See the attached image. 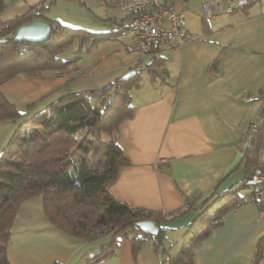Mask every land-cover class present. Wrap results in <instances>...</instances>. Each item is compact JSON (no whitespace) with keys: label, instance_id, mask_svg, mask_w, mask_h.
<instances>
[{"label":"crops","instance_id":"0c3cea01","mask_svg":"<svg viewBox=\"0 0 264 264\" xmlns=\"http://www.w3.org/2000/svg\"><path fill=\"white\" fill-rule=\"evenodd\" d=\"M129 1L0 0L2 22L42 8L43 18L72 27L121 29L116 39L99 43L66 74L8 79L0 88L4 96L17 108L42 111L64 95L84 92L76 89L84 85L71 87L76 80L96 77L104 86L149 63L150 56L134 50L135 35L125 28L130 15L124 5ZM241 1L169 0L184 13L186 30L194 39L161 52L165 75L157 87L155 80L131 92L133 114L114 133L130 164L120 168L108 188L113 198L132 209L165 218L160 224L167 229L165 238L157 251L156 237L130 233L102 264H165L174 235L195 228V236L206 229L198 215L208 198L220 196V210L249 194L241 185L250 174L244 158L249 128L264 107V0L249 8L239 6ZM205 4L211 6L209 15ZM82 14L87 19L82 20ZM12 124L0 121V141ZM40 208V197L22 205L7 247L10 264H76L86 252L110 242L77 240L41 226L42 221L28 226L44 216ZM137 235L144 240L134 251ZM263 238L264 209L239 203L196 250L193 264H264V246L255 263Z\"/></svg>","mask_w":264,"mask_h":264},{"label":"trees","instance_id":"16d2710c","mask_svg":"<svg viewBox=\"0 0 264 264\" xmlns=\"http://www.w3.org/2000/svg\"><path fill=\"white\" fill-rule=\"evenodd\" d=\"M257 1L242 0L239 6L249 8ZM1 11L0 4V13ZM42 12V8H32L10 21L0 20V88L4 82L18 74L34 77L50 72L58 76L66 74L73 64L99 43L114 40L121 34V29L93 32L86 28L61 24L57 20L43 18ZM39 18L47 20L52 28L47 40L30 43L13 39L20 26ZM128 22L130 23V18ZM129 23L125 27L128 30ZM75 43L78 44L77 52L69 59H63L62 53ZM149 56V63L138 69L136 75L130 79L123 81L118 78L96 90L64 95L56 103L18 125L0 151V264H10L7 247L14 223L22 205L36 196L41 198V209L46 219L71 238L92 241L98 239L92 233L95 229L93 227H114L111 233L104 232L101 235H111L108 244L86 252L76 264L105 262L115 253L124 237L130 233L139 234L133 229V224L137 221L154 219L159 225L165 221L159 215H145L143 210L132 209L108 192L120 168L130 164L115 140L114 133L133 114L131 92L141 87L146 75L151 82L156 78L163 79L165 75V58L161 52L152 48ZM91 95L101 96L102 105L92 106L87 100ZM23 116L0 89V121H15ZM27 125L38 129L25 134L24 128ZM103 132H108L111 136L103 142L104 159L97 162L95 168L89 167V158L75 160L71 156L73 151H66L69 146L78 147L74 140L84 139L89 133L94 136ZM263 137L264 126L246 143L244 158L246 165L250 167L248 177L258 164ZM81 148L87 156L89 148L86 145ZM241 187H245L244 183ZM250 194L249 192L248 195ZM212 199H207L198 215V221L206 229L196 233L190 243H185L179 255L169 258L170 264H193L196 250L212 229L223 222L225 215L240 203L242 197L225 204L215 214L212 211L221 197ZM263 209L264 200L259 207V210ZM166 230L160 227L156 236V249L160 248ZM143 240L136 236L133 240L134 251H137ZM263 246L264 238L257 248L255 263L263 255Z\"/></svg>","mask_w":264,"mask_h":264},{"label":"built area","instance_id":"2783aa9c","mask_svg":"<svg viewBox=\"0 0 264 264\" xmlns=\"http://www.w3.org/2000/svg\"><path fill=\"white\" fill-rule=\"evenodd\" d=\"M124 8L130 15L129 30L135 35L134 50L144 56H149L152 48L162 52L166 48L194 39V36L186 30L184 13L177 11L169 0H131L124 5ZM203 10L206 14H211L209 4H205ZM263 126L264 107L249 128L250 139ZM244 185L251 194L243 197L240 203H252L260 207L261 201L264 200V137L259 148L258 164L245 180ZM143 212L145 215L151 213L147 210ZM104 232L112 231L107 230L105 226L92 231L96 237H100Z\"/></svg>","mask_w":264,"mask_h":264},{"label":"rangeland","instance_id":"374dc122","mask_svg":"<svg viewBox=\"0 0 264 264\" xmlns=\"http://www.w3.org/2000/svg\"><path fill=\"white\" fill-rule=\"evenodd\" d=\"M256 6L259 7V4L256 5ZM82 15H84V18L80 17V18H82V20L87 19L85 14H82ZM0 31H1V28H0ZM75 49L76 50L78 49V48H76L75 45H72L71 47H69L64 52V55H63L62 58L72 57V55L75 53ZM121 77L122 76H120L118 78H121ZM161 79L162 78H156L155 79V80H158L157 84L155 85L156 87H157V85H159ZM79 84L84 85V87L76 88ZM151 84L152 83H151L150 77H144L142 85L144 87H149ZM71 87H75L76 89L82 90V91H85V90L89 91V90H96V89L102 87V85L100 83V80L97 79L96 77H88V78L83 79V80H80V79L76 80L75 82L72 83ZM73 89L74 88H71L70 90H73ZM87 100L92 106H101L102 102H103V99H102L101 96H93V95H91V96H88ZM27 107L28 106L18 107V110H20L24 114V116L22 118H19V119L15 120V121H12L13 122L12 127L14 126L13 129L11 128V130H9L6 133H4V135L2 136V139L0 141V149L1 150L4 147V145H6L8 143L9 139L11 138V136L13 135L15 130L17 129L18 125L20 123H22L24 120H27V119L31 118L34 114H36V113H38L40 111L39 110L40 108L37 107L34 111L30 112V111H27L28 110ZM35 128L38 129V127H35L33 125H27L26 128H24V132H25V134L29 133L30 131L34 132ZM22 132H23V130H22ZM110 136L111 135L108 134V132L107 133L106 132L96 133L94 136L89 133L84 139H81V138L79 139L78 138L77 140H74L76 142V144H78V147L74 148L75 146H73L71 148V146H69L68 149H66V151L68 150V153H70L71 150H72L73 152H72L71 156L75 160L76 159L79 160L80 158H86V157L89 158V164L88 165H89V167L91 169H93V168H95L97 166V164L99 162H101V160L104 159L103 158V150H102L103 149V145L102 144H103L104 141H107ZM79 140H81V141H79ZM84 145H86L89 148V150H90V152H89V154L87 156H86V154H84V152H83V150L81 148V146L83 147ZM38 197L39 196H36L34 198H31L30 200H35L36 198L38 199ZM27 201H29V200H27ZM36 202H30V203H31V205H34ZM39 204L40 203H37L38 206H39ZM35 208L36 207H33V211L38 212V210L35 209ZM217 211H219V210L218 209L216 210V208H215V209H213L212 212H214L213 214H215ZM19 221L21 222V224H23L22 223L23 222L22 219H20ZM41 221H42V225L41 226L48 227V228L56 231V228L46 219L45 215L44 216H37V219H35L34 224H30V225L27 224V225L31 226V227H33V226L36 227V224L40 223ZM23 226L24 225H20L19 224L18 225V229H20V230L23 229L24 228ZM39 227H40V225H39ZM93 228L97 229L99 227H93ZM113 228L114 227H112L110 225L109 228H107V230H112ZM195 232H196L195 228H193V229L190 228V229L187 230V232L181 231L180 233H177L176 235L173 236L172 240H174V241H173L172 245H169V248H168L169 249L168 252L170 251V255H169V256H171L170 258L179 255V253L181 251L180 249L182 248V246L185 243H190L191 239L194 237V233ZM150 239H152V236L150 237ZM110 240H111V235H107V236H103V237L100 236V237H98V239L92 240L91 242H100V241L102 242L103 241L102 244H105L106 242H109ZM150 242H151V240H149V241H147L145 243L149 246V245H151ZM100 245L101 244H99L97 246H100ZM169 263H170L169 262V257H167V261L165 262V264H169Z\"/></svg>","mask_w":264,"mask_h":264},{"label":"water","instance_id":"95a60500","mask_svg":"<svg viewBox=\"0 0 264 264\" xmlns=\"http://www.w3.org/2000/svg\"><path fill=\"white\" fill-rule=\"evenodd\" d=\"M51 30L52 28L50 26V23L43 18H39L30 23L20 26L15 31L13 39L19 42H43L50 36ZM136 73V70H131L123 75L120 80H128L131 77L135 76ZM133 229L144 235L156 237L159 233L160 225L154 219H147L135 222L133 224Z\"/></svg>","mask_w":264,"mask_h":264}]
</instances>
